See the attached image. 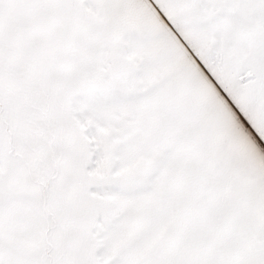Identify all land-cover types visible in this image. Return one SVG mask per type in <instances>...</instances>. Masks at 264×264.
<instances>
[{
	"label": "snow or ice",
	"instance_id": "1",
	"mask_svg": "<svg viewBox=\"0 0 264 264\" xmlns=\"http://www.w3.org/2000/svg\"><path fill=\"white\" fill-rule=\"evenodd\" d=\"M0 264H264V0H0Z\"/></svg>",
	"mask_w": 264,
	"mask_h": 264
}]
</instances>
